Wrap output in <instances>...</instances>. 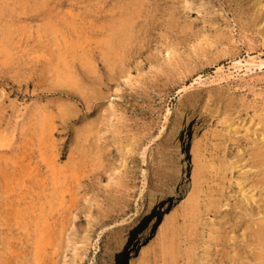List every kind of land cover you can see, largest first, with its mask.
Returning <instances> with one entry per match:
<instances>
[{"label":"rangeland","instance_id":"rangeland-1","mask_svg":"<svg viewBox=\"0 0 264 264\" xmlns=\"http://www.w3.org/2000/svg\"><path fill=\"white\" fill-rule=\"evenodd\" d=\"M172 46V58L150 62ZM106 53L120 58L104 60ZM123 70L134 74L132 84L119 82ZM181 127L193 165L177 180ZM263 141L257 0H0V183L10 187L0 199L15 196L24 211L31 185L15 176L16 166L41 169L49 184L55 151L76 200L55 249L37 257L18 221L14 250L6 247L0 264H118L154 200V234L134 264H220L224 252H243L215 236H231L238 219L248 220L232 208L242 204L238 185L253 178L249 154ZM209 200L227 209L213 211Z\"/></svg>","mask_w":264,"mask_h":264},{"label":"bare ground","instance_id":"bare-ground-1","mask_svg":"<svg viewBox=\"0 0 264 264\" xmlns=\"http://www.w3.org/2000/svg\"><path fill=\"white\" fill-rule=\"evenodd\" d=\"M257 7H258L259 12L263 13L264 1L257 0ZM187 10H190V7L188 4H187ZM109 46L111 50H113V48H115L116 45L114 46V44L111 43ZM176 52H177V46L165 48L163 51L159 52L155 57L150 59V62L153 64L159 59L169 60L176 54ZM112 54L113 53L104 54L103 55L104 60L108 59V60L115 62L114 58H117V59L120 58V55L116 54V56H114L115 54L114 55ZM140 72H141V69L138 68L137 73H140ZM119 78H120L119 82H121L124 85H129V84H132L131 82L134 79V74L128 73L125 70L124 73ZM183 131H184V127H181L180 130L177 132V142L174 147V150L178 149L180 151L179 165L176 171L177 173H175L177 176V180L180 179L182 174L192 171V165H193V152L190 149V144H191L192 139L191 138L188 139L189 137L186 136V140L184 141L179 140L180 136L184 134ZM194 138H195L194 141L198 139L196 129H194ZM115 147L116 146H114V148ZM124 155L125 153H122V152L120 153L121 157ZM249 156H251V159H250L251 160L250 165L252 166L251 168L252 170H255V172H254L252 179L251 177H249V179H251V182L248 183L249 179L245 176L246 179H244L243 182H240L241 181L240 180L239 185L237 184L240 188L239 190L240 192H237V193L238 194L240 193L239 196L241 195L243 196V200H238V201L239 202L241 201L243 205L240 203L241 206L238 205L239 206L238 207L236 204H234V206L235 205L236 206L232 208V211L234 209L235 211L241 210V212H243V216H245L244 218H247L248 220L242 219L244 221L241 220L242 221L241 222L240 219H238L239 225H237L236 223V225H234L235 228L232 226L234 229L231 231L233 233L231 234V236H230V233H227V235L217 234L215 236V240H217L219 246H224L226 244L231 245L232 243L234 245H239L240 248L242 247L243 252L241 253V251L236 249L235 251L236 253L234 254L235 255L234 257L233 255L232 257H229L230 254H227L224 252L220 260L221 261L220 264H224V263L227 264L228 262H233V264H264V145L263 147H258L257 149H255L252 154H249ZM58 157L59 155H57V152L53 151L52 157L51 159H49V162L47 164L46 168L50 173V180H51V183L49 184L43 182V179L41 178V171H42L41 169L37 168L36 170L35 169L32 170L31 166H25L24 163L16 166L15 171L18 173H16L15 176H17L18 179L22 178L23 183L25 184V187L27 189H28V185H26L27 182L24 179L28 178V180L30 181L29 183L31 185L29 187L30 192H28V194L26 195H22L21 197V199L23 200L24 206H25L24 211L19 210L21 206L20 205L21 200L15 198V196L9 195L10 197H7V198L6 197L4 198L1 196V199H0V253L6 250L7 249L6 247H9L10 249L14 250L15 242L13 240L15 239L14 238L15 236H14L13 229H14V226L17 223H19L18 221L26 222L25 223V227H26L25 230L27 233L26 243H30L31 241L35 242V244L34 243L33 244L37 249L36 250L37 255H38L37 257L39 258L41 257L40 256L41 252L44 250L45 247L51 246L53 249L57 247L58 245L57 243L59 242V237H60L59 234L61 233V229H63L65 225L64 221L68 217L67 212H71L76 202L74 196L72 195V189L68 187V184L66 181L67 180L66 173H64V171L62 170V167H59V164H58L59 160H57ZM233 164L235 163H232L231 166H233ZM236 166H237V162L235 164L234 170L237 169ZM29 169L31 170L30 172H29ZM228 169H226L225 167L226 171ZM232 169L233 168H231V170L229 169V171H232ZM242 169L243 168H241V170ZM220 170L221 172L224 171V170L222 171V168ZM0 172L2 174L4 173L2 172V170H0ZM198 172L200 173V170ZM224 173L226 172L224 171ZM220 175L219 177L222 176ZM6 177H9V176H6ZM6 182L7 181H5L4 183ZM246 184L251 185L249 186L247 190H246ZM4 188L8 192H10V187L8 186V184H6V186H2V184L0 183V189L3 190ZM255 192L258 193V195L260 196L259 200H256L257 197L253 194ZM68 195H69V200H68ZM236 200H237V196H236ZM196 201L199 202V200H196ZM246 202H250L251 204L250 205L248 203L249 206L247 204L246 205L247 208L245 206ZM175 203H177V200ZM252 203L259 204V206H257L258 208L256 207L250 208V206L253 205ZM167 204H169V202ZM159 205H160V200H154L147 207V210L145 211L143 220H142V229L139 232V237L136 241V244L131 249L124 247L121 250L119 254V258H118V264H134V262L137 260L139 255L146 252V250L149 248L148 239L151 238L152 235L154 234L155 216H156V212H157ZM208 207L210 209H213V211L219 210L221 212L222 211L225 212V208L227 207V204L225 203L223 204L220 200L219 201L212 200L211 202L209 200ZM194 209L195 211H197V209L199 210V208L196 209L194 207H192L189 210L194 212ZM198 213L200 212L198 211ZM198 213L196 214L198 215ZM165 215L166 217L164 219V224L161 227L162 230L164 229L165 224L169 222L171 219V216L168 215V213H165ZM2 226L7 228L6 231L1 229ZM90 226H91V221H89L87 226L83 227V232H88L87 230L88 228H90ZM236 229L237 230L241 229V231L243 230V234H242L243 236L239 237ZM4 234L9 235L7 236L8 242L5 239L6 237L4 238ZM240 238H242V240H239ZM238 240L240 242H238ZM2 247H4V249H2ZM223 251H226V250L224 249ZM15 258H16V254H13V258L10 257L9 261L11 259L15 260ZM226 260L228 262H226ZM3 263H5L4 260H3Z\"/></svg>","mask_w":264,"mask_h":264}]
</instances>
